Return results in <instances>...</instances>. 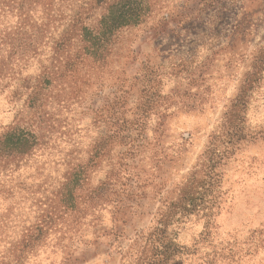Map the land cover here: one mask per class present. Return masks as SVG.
Instances as JSON below:
<instances>
[{"label": "rangeland", "instance_id": "obj_1", "mask_svg": "<svg viewBox=\"0 0 264 264\" xmlns=\"http://www.w3.org/2000/svg\"><path fill=\"white\" fill-rule=\"evenodd\" d=\"M151 3L144 24L118 33L104 67L83 69L86 84L48 110L58 132L46 146L0 151V264H264V0ZM63 6L91 25L107 8ZM49 52L0 96V142L12 128H44L22 94L51 66ZM88 163L84 191L102 185L109 196L81 223L73 213L60 222L61 186ZM201 163L213 174L194 197L198 212L158 234L166 201Z\"/></svg>", "mask_w": 264, "mask_h": 264}, {"label": "trees", "instance_id": "obj_2", "mask_svg": "<svg viewBox=\"0 0 264 264\" xmlns=\"http://www.w3.org/2000/svg\"><path fill=\"white\" fill-rule=\"evenodd\" d=\"M66 1L68 0H0V96L15 81H23L22 75L29 63L41 59L47 49H50L48 61L51 65L43 67L32 87H26L31 91L21 93L22 97L27 96L30 108L41 111L44 128H40V133L29 128H12L0 142L1 156H26L39 146H46L58 132L53 125L51 111L48 110L54 105L60 106V94L64 95L66 92L64 100L72 99L81 85L86 84L80 77L82 70L103 68L107 54L113 51L118 33L144 24L152 16L153 10L157 9L151 0H95L99 8L105 5L107 8L96 24L91 25V17L84 16L78 9L71 14L62 12ZM85 4L83 1V5ZM9 19H14V23L9 22ZM62 27L65 29L59 33ZM154 105L153 98L147 106L150 108ZM120 132L123 133L122 129H116L114 134L120 136ZM105 143L103 140L94 147L89 160L91 165L102 157ZM132 155L129 153L130 157ZM89 163L87 166H75L65 178L56 197L61 208L56 216L58 221L61 222L64 215L73 213L76 222L81 223L84 219L82 212L89 209H92V213L96 212L109 196V191H104L102 185L84 191L89 184ZM203 166L204 164H199L179 186L175 196L166 201V210L161 212L156 221L155 230L158 234H168L169 228L175 224L180 225L183 220H190L191 215L198 212L199 205L194 197L206 187L203 184L205 178L213 174V170L207 171ZM159 241L155 239L154 243ZM154 256V262H160L163 254Z\"/></svg>", "mask_w": 264, "mask_h": 264}]
</instances>
